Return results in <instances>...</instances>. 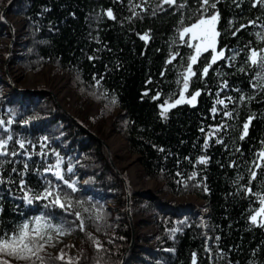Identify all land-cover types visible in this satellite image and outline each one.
Segmentation results:
<instances>
[{"label": "trees", "instance_id": "obj_1", "mask_svg": "<svg viewBox=\"0 0 264 264\" xmlns=\"http://www.w3.org/2000/svg\"><path fill=\"white\" fill-rule=\"evenodd\" d=\"M9 1L0 0V50H6L9 65L33 74L53 67L64 75L76 96L75 118L101 138L109 121L128 156L139 158L144 178L160 189L130 190L135 225L155 232L140 234L124 259L132 228L126 191L107 151L49 94L15 89L0 68V120L5 122L0 139L11 136L7 151L19 153L0 156V226L10 229L41 214L51 215L54 223L66 222L72 229L66 236L79 242L75 259L68 262L44 250L46 264H264V219L260 215L256 223L251 221L264 198V159L258 155L264 152V84L257 82L260 69L248 61L252 50H264V40L257 35H264V4L210 0L216 8L209 14L219 15L216 49H223L225 58L212 64L205 76L201 66L206 57L211 63L212 51L202 52L185 92L178 81L190 63L189 54L195 52L179 32L199 14L196 0H176V5L185 4L183 8L163 0H15L8 17L19 18L25 28L11 52L2 42L8 27L1 21ZM241 25L245 27L237 32ZM195 91L200 96L188 103ZM181 92L185 100L169 107ZM217 99L225 103L217 104ZM94 104L100 111L92 118L89 109ZM57 154L65 179L76 181L77 191L71 192L54 176L48 179L68 194L70 211L81 213L83 231L74 214L58 207L46 209V201L28 205L22 199L19 181L40 191L43 179L37 171L55 164ZM202 158L206 163H200ZM120 171L125 175V169ZM253 171L256 179L251 178ZM161 193L173 199L194 197L203 202L202 209L171 206L158 198ZM93 209L103 218L96 220ZM89 234L99 241L100 250Z\"/></svg>", "mask_w": 264, "mask_h": 264}, {"label": "snow or ice", "instance_id": "obj_2", "mask_svg": "<svg viewBox=\"0 0 264 264\" xmlns=\"http://www.w3.org/2000/svg\"><path fill=\"white\" fill-rule=\"evenodd\" d=\"M196 2L200 5L198 9V15L192 19V22L187 26L182 27L179 32V37L181 40H184L185 46L189 48H193L195 54H189L188 60L190 63H187L185 72L181 73L182 81H178V83L183 84V89L186 92L189 87V80L192 76L196 74L193 71V65H195L204 51H208L211 48L213 55L211 56V63H209L208 58L206 57L202 64V75H207L209 68L212 64L216 63L218 59L225 58V52L223 49L217 52V38L220 33L217 30V23L219 20L218 13L209 14V9H215L216 3L210 2V0H196ZM257 3L264 4V0H256ZM163 3L168 5H176V0H163ZM179 8L185 7V4L181 2L179 5H176ZM107 15L109 17L112 16V12L109 10ZM183 21L181 24L183 25ZM244 25L240 26V29L236 31H240L244 28ZM233 35H236V32H233ZM258 38L264 40V35L257 34ZM186 36H190V40H185ZM145 39L146 37H141ZM192 41H198V43L193 44ZM234 58V57H233ZM175 59V56H173ZM248 61H250L251 65L257 66L260 69L258 74V83L264 84V50H252L250 55H248ZM171 63V60L169 61ZM200 71V69H197ZM243 71V69H241ZM199 91H195L191 96L188 103H193L198 96H200ZM231 99V98H229ZM185 100L183 92L180 93V98L175 101V104H170L169 107H175L177 104H180ZM217 104L223 105L225 103L224 100L217 99ZM112 103H116L115 100ZM167 111L165 109L161 114ZM213 112L216 111L215 108L212 109ZM225 115L231 117L230 112H226ZM248 123L243 125V135H247V130L249 127ZM4 121L0 120V125H4ZM12 120H8L7 124H11ZM218 130V129H217ZM8 140H11V136L8 137L7 140L0 139V156H17L19 153L12 151L11 153L7 151ZM205 146H207L205 144ZM20 149L25 148V144L23 141H19ZM43 147V145H42ZM259 158L264 159V152L258 154ZM4 161H0V167L3 166ZM62 163V159L57 154V159L55 164H49L47 168L44 169V172L37 171V175L41 176L43 179V187L40 191H33L29 188L23 179L19 181V189L23 193L22 199L28 205L33 204L34 201H46L44 204V208H60L64 212L72 215L74 214L76 220L79 221V230H84V220L81 217V213L79 211L71 212L70 210L73 208V204L68 194L62 193L61 184L53 183L51 179H48V176H54L56 181H60L62 185L66 186L67 189H70L71 192H76V181L65 179L60 165ZM200 163H206V160L203 158L200 160ZM261 165H257L260 167ZM27 168V165H25ZM13 172L16 171L15 168L12 169ZM69 173L72 172V167L69 166L67 168ZM23 173H21V176ZM251 178L256 179V172L253 171L251 173ZM2 179H0V183H2ZM247 191H251L248 189ZM31 193V195H29ZM260 203L264 205V198L261 199ZM82 207V205H79ZM3 209L0 208V212ZM84 211H88V209H84ZM264 214V207H260L259 212L255 215L251 216V221L256 223L257 216ZM93 215L96 220L102 219V214L95 209H93ZM72 229L66 227V222L54 223L53 217L47 214H41L32 217L31 219H25L21 222L15 223L12 228H5L0 226V264H11L14 261H23L25 264H46L44 257L41 253L44 251L45 247L49 244H53L55 237L62 235L71 234ZM92 242L97 246V249L100 250L101 246L99 241L94 240L89 234L88 237ZM58 259H63V254H61ZM195 264V262H194Z\"/></svg>", "mask_w": 264, "mask_h": 264}, {"label": "rangeland", "instance_id": "obj_3", "mask_svg": "<svg viewBox=\"0 0 264 264\" xmlns=\"http://www.w3.org/2000/svg\"><path fill=\"white\" fill-rule=\"evenodd\" d=\"M9 20L13 21L15 29V40L20 38V35L24 32V25L21 23L19 18H9ZM190 38V36H189ZM2 42L6 45H9L10 43V37L7 34L6 37L3 38ZM193 44L198 43V41H192ZM211 50V48H209ZM217 50V49H216ZM5 51L0 50V68L5 75L6 79L9 81L8 76L10 77V85L14 87L15 89H22V90H30L31 92H36L35 95H41V94H48L47 91H50L54 93V90L57 89H63L61 88V85L66 84L64 87V99L63 102L60 103L67 112H69L72 116L75 117L76 111L74 109V103L76 101V96L74 93L69 91L68 88V79L60 74L55 73L53 67H47L41 72L40 74H33L31 72L25 73L19 69L17 65H9L8 60L5 58ZM212 51V50H211ZM218 52V51H217ZM213 55V52H212ZM51 96V95H50ZM193 104V103H192ZM89 116L96 117L100 111V107L97 105H92L90 107ZM101 121V120H100ZM94 130V129H92ZM112 133V135H117L112 132V129L110 128V122L106 121L104 123V126L102 128V132L105 135L106 142L108 132ZM119 136V135H118ZM120 137V136H119ZM121 139V138H120ZM122 140V139H121ZM123 156H117L115 160V164L117 167L125 169V175L127 179V183L130 186L131 190L135 192H157L160 187L153 181H147L144 178V175L142 173V169L139 166V164L130 163L133 161L136 157H129L127 153ZM139 166V168L137 167ZM142 173V174H141ZM152 186H149V185ZM158 198L162 200L163 202L171 205V206H184V205H194L197 208H201L203 206V202L194 198V197H186V198H178L173 199L171 196L167 195L166 193H161L158 195ZM264 207V205H262ZM262 219H264V214L261 215ZM258 218V216H257ZM135 223V221H134ZM137 229V235L139 237L140 234L144 235H152L154 234L153 227H149L144 230ZM137 237V238H138ZM79 242L77 239L71 237V236H58L55 237V240L53 241V244H49L45 247V252L51 256L60 257L61 254H63V259L65 261L71 262L75 259V249L78 246ZM137 245V242H136Z\"/></svg>", "mask_w": 264, "mask_h": 264}, {"label": "water", "instance_id": "obj_4", "mask_svg": "<svg viewBox=\"0 0 264 264\" xmlns=\"http://www.w3.org/2000/svg\"><path fill=\"white\" fill-rule=\"evenodd\" d=\"M15 2V0H10L7 4V6L5 7V9L2 11V14H1V21L8 27V35L10 37V43H9V52H11V48L13 46V43L15 41V36H16V33H15V29L13 28V25L10 23V20H9V17H8V11L9 9L11 8L12 4ZM9 58L7 57V60ZM9 78V81H10V77L8 76ZM19 91H27V92H31L30 90H22V89H18ZM33 94H36V92H31ZM47 93L49 95H51V97L53 98V101L55 103V105L63 112L65 113V115H67L72 121H74L80 128L83 129V131L94 137L104 148L105 150L107 151V154H108V158H109V163L112 167V169L114 170L115 174L117 175V177L122 181L123 185H124V188H125V191H126V197H127V217H128V220L130 222V225H131V228H132V241H131V245L129 246V248L126 250L125 254H124V259L125 257L128 255L129 252H131L132 250L135 249V245H136V242H137V226L135 225L134 223V220L133 218L131 217V212H130V186L128 185L127 183V179L126 177L121 173L120 169L117 167V165L115 164V159L112 158V155H111V150L106 142V139L104 138H101L99 136H96L94 134V132L92 130H90L89 128H86L84 127L74 116H72L69 112H67L65 110V108L57 101L56 97H55V94L50 92V91H47ZM126 148V147H125ZM139 161V158H137V162Z\"/></svg>", "mask_w": 264, "mask_h": 264}, {"label": "bare ground", "instance_id": "obj_5", "mask_svg": "<svg viewBox=\"0 0 264 264\" xmlns=\"http://www.w3.org/2000/svg\"><path fill=\"white\" fill-rule=\"evenodd\" d=\"M10 23L13 25V28L16 29L14 27L13 21L10 20ZM7 57L9 58V55ZM7 57H6V59H7ZM65 86H66V84H63V85H61V88H63V89L54 90L55 97H56L57 101L60 102V103H62L63 102V99H64V87ZM107 134H109L108 135V138H107V144H108V146H109V148L111 150L112 158H114L116 160V157L117 156L126 155L125 153H127V152H126V148H125L124 141L121 140L118 135H112L111 131L108 132ZM130 163L138 164L137 157L133 161L129 162L128 164H130ZM137 167L139 168V166H137ZM140 171H141V169H140ZM152 185L150 184L149 186H152Z\"/></svg>", "mask_w": 264, "mask_h": 264}]
</instances>
